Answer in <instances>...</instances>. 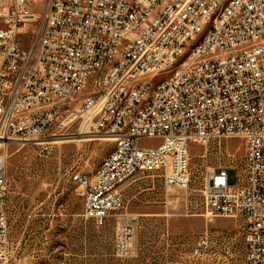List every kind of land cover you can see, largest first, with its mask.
Wrapping results in <instances>:
<instances>
[{"label":"built area","instance_id":"1","mask_svg":"<svg viewBox=\"0 0 264 264\" xmlns=\"http://www.w3.org/2000/svg\"><path fill=\"white\" fill-rule=\"evenodd\" d=\"M197 30L206 39L191 63L149 93ZM73 127L115 144L92 176L70 175L97 227L123 208L120 187L138 172L188 188L192 143L240 139L239 164L206 169L201 214L240 219L246 264H264V0H0V260L11 250L10 146ZM134 237L132 224L118 225L117 257Z\"/></svg>","mask_w":264,"mask_h":264},{"label":"rangeland","instance_id":"2","mask_svg":"<svg viewBox=\"0 0 264 264\" xmlns=\"http://www.w3.org/2000/svg\"><path fill=\"white\" fill-rule=\"evenodd\" d=\"M52 131L9 148L11 250L0 264H246L240 219L209 221L201 214L206 169L239 164L244 154L240 139L192 143L188 188H167L160 171L138 172L120 187L123 208L97 227L84 217L70 175L92 176L115 144L76 127L55 136ZM66 137L70 141L52 142ZM229 178L235 182L236 170L229 171ZM123 223L133 225L135 237L129 256L119 258L115 232ZM201 237L207 244L195 252Z\"/></svg>","mask_w":264,"mask_h":264},{"label":"bare ground","instance_id":"3","mask_svg":"<svg viewBox=\"0 0 264 264\" xmlns=\"http://www.w3.org/2000/svg\"><path fill=\"white\" fill-rule=\"evenodd\" d=\"M228 1H235V0H228ZM228 11H229V3H220L218 6V18H225ZM149 26H151V19L142 18V27H149ZM131 29H138V21H131ZM202 39H206V32H204V30H197L195 33V40H193V43H187V46L184 49H182V55H174L173 63H170V65L163 67L162 78H154L151 81V84H149V93H158V89L160 88V86H162V81H169V77L176 76L177 65L191 63L192 56L194 53V47H200V43H202ZM99 138H103V137L99 136ZM65 141L68 142L70 141V139H67V137L52 139V142H58V143Z\"/></svg>","mask_w":264,"mask_h":264}]
</instances>
